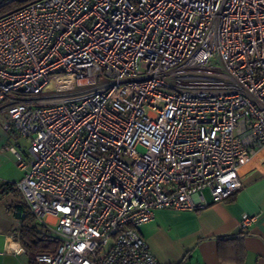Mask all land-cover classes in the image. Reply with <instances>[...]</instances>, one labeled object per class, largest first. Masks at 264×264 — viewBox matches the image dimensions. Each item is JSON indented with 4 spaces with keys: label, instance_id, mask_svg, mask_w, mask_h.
I'll return each mask as SVG.
<instances>
[{
    "label": "built area",
    "instance_id": "built-area-1",
    "mask_svg": "<svg viewBox=\"0 0 264 264\" xmlns=\"http://www.w3.org/2000/svg\"><path fill=\"white\" fill-rule=\"evenodd\" d=\"M33 1L0 18L15 236L30 215L58 243L36 264H159L138 227L264 151V0Z\"/></svg>",
    "mask_w": 264,
    "mask_h": 264
},
{
    "label": "crops",
    "instance_id": "crops-1",
    "mask_svg": "<svg viewBox=\"0 0 264 264\" xmlns=\"http://www.w3.org/2000/svg\"><path fill=\"white\" fill-rule=\"evenodd\" d=\"M238 170L242 188L222 203L204 190L202 210H157L154 221L138 227L159 264H264V151ZM21 200L19 191L0 185V264H29L11 214ZM245 215L255 218L243 230Z\"/></svg>",
    "mask_w": 264,
    "mask_h": 264
},
{
    "label": "trees",
    "instance_id": "trees-1",
    "mask_svg": "<svg viewBox=\"0 0 264 264\" xmlns=\"http://www.w3.org/2000/svg\"><path fill=\"white\" fill-rule=\"evenodd\" d=\"M29 1V0H28ZM10 5H13L14 9L19 7L21 4L17 2H12ZM9 4L0 8V16L11 11L8 8ZM5 189H14L13 183H5L1 185ZM243 237L242 235L237 237H229L220 240L234 241ZM18 242H20L21 247L24 249L25 253L29 257V264H36L34 262L35 256L38 254H52L57 248V241L46 238L42 235L40 228H38L37 223L33 216L28 215L24 220L22 227L20 228L18 235ZM187 258H190V254ZM183 264V263H182Z\"/></svg>",
    "mask_w": 264,
    "mask_h": 264
},
{
    "label": "rangeland",
    "instance_id": "rangeland-1",
    "mask_svg": "<svg viewBox=\"0 0 264 264\" xmlns=\"http://www.w3.org/2000/svg\"><path fill=\"white\" fill-rule=\"evenodd\" d=\"M8 9L13 10V5H10ZM3 120L4 115L0 113V185L7 182L17 183L20 181L22 174L19 172L17 166H15L16 160L10 152V148L13 147L22 152L26 146L12 123L9 130L2 129L1 122ZM206 195L207 192H205Z\"/></svg>",
    "mask_w": 264,
    "mask_h": 264
},
{
    "label": "water",
    "instance_id": "water-1",
    "mask_svg": "<svg viewBox=\"0 0 264 264\" xmlns=\"http://www.w3.org/2000/svg\"><path fill=\"white\" fill-rule=\"evenodd\" d=\"M12 2H17V3L21 4V5H20L19 7H17V8H15V9H13V10H11V11H9V12L3 14L4 16H6V15H8V14H11V13H13V12L16 13V11H18V10H20V9H22V8H24V7H26V6H28L29 4H31V3L34 2V1H33V0H29V1H28V0H0V7L5 6V5H7V4H10V3H12ZM3 15L0 16V18L3 17Z\"/></svg>",
    "mask_w": 264,
    "mask_h": 264
}]
</instances>
